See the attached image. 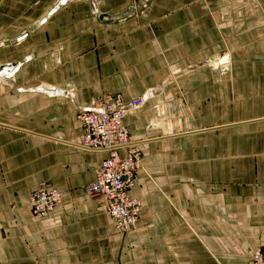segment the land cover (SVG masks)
<instances>
[{"label": "crops", "instance_id": "crops-1", "mask_svg": "<svg viewBox=\"0 0 264 264\" xmlns=\"http://www.w3.org/2000/svg\"><path fill=\"white\" fill-rule=\"evenodd\" d=\"M225 63V64H223ZM0 264H249L264 250V0H0ZM143 98L118 233L75 114ZM125 151L119 152L125 157ZM61 192L34 217L30 192Z\"/></svg>", "mask_w": 264, "mask_h": 264}, {"label": "built area", "instance_id": "built-area-1", "mask_svg": "<svg viewBox=\"0 0 264 264\" xmlns=\"http://www.w3.org/2000/svg\"><path fill=\"white\" fill-rule=\"evenodd\" d=\"M143 103V98L123 103L119 94H105L96 97L89 106L75 114L81 130L76 147L106 154L95 168L94 179L87 185L86 193L90 198L102 200L104 210L118 233L132 230L140 213V200L129 195L136 181L139 152L128 139L123 118L126 111L137 110ZM121 150L125 151V157L119 156ZM260 187L264 207V181ZM60 199L61 192L58 190L48 186L37 187L29 195L30 211L34 217L44 219L52 213ZM249 264H264V250L254 249Z\"/></svg>", "mask_w": 264, "mask_h": 264}, {"label": "water", "instance_id": "water-1", "mask_svg": "<svg viewBox=\"0 0 264 264\" xmlns=\"http://www.w3.org/2000/svg\"><path fill=\"white\" fill-rule=\"evenodd\" d=\"M3 70V68H0V71Z\"/></svg>", "mask_w": 264, "mask_h": 264}, {"label": "rangeland", "instance_id": "rangeland-1", "mask_svg": "<svg viewBox=\"0 0 264 264\" xmlns=\"http://www.w3.org/2000/svg\"><path fill=\"white\" fill-rule=\"evenodd\" d=\"M223 64H225V63H223Z\"/></svg>", "mask_w": 264, "mask_h": 264}]
</instances>
